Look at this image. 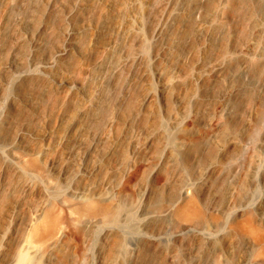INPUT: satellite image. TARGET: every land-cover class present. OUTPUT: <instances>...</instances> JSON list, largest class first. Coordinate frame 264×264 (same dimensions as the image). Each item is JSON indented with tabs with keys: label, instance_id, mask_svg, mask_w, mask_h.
Instances as JSON below:
<instances>
[{
	"label": "rangeland",
	"instance_id": "rangeland-1",
	"mask_svg": "<svg viewBox=\"0 0 264 264\" xmlns=\"http://www.w3.org/2000/svg\"><path fill=\"white\" fill-rule=\"evenodd\" d=\"M22 255L264 264V0H0V264Z\"/></svg>",
	"mask_w": 264,
	"mask_h": 264
},
{
	"label": "bare ground",
	"instance_id": "bare-ground-1",
	"mask_svg": "<svg viewBox=\"0 0 264 264\" xmlns=\"http://www.w3.org/2000/svg\"><path fill=\"white\" fill-rule=\"evenodd\" d=\"M195 206H196L195 199L189 198L185 201L183 206H180L178 208V214L183 218H186L189 220H194L198 217V211L195 209ZM108 213H109V216L112 218H114L117 215L116 212L109 211V210H108L107 214ZM42 218L43 219L41 220L39 226L35 228V230L33 232V236L34 237H41V238L43 236L44 237H46V236L51 237L54 234V232H56L57 226L59 225V220L53 219L51 217V214L50 213L48 214L46 212H44L42 214ZM176 229H177V227H175V229L173 231H175ZM53 236L55 237V235H53ZM256 238H257V240H260V238H258V236ZM27 247H29V245H27ZM27 261H28L27 256L22 255L17 264H28Z\"/></svg>",
	"mask_w": 264,
	"mask_h": 264
}]
</instances>
